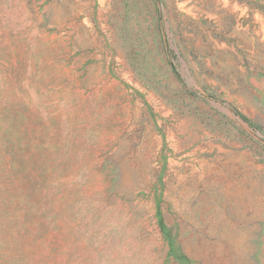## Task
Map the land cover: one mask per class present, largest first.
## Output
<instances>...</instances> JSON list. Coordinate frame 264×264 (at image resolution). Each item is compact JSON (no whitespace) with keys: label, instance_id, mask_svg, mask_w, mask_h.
<instances>
[{"label":"rangeland","instance_id":"obj_1","mask_svg":"<svg viewBox=\"0 0 264 264\" xmlns=\"http://www.w3.org/2000/svg\"><path fill=\"white\" fill-rule=\"evenodd\" d=\"M0 264H264V0H0Z\"/></svg>","mask_w":264,"mask_h":264},{"label":"trees","instance_id":"obj_2","mask_svg":"<svg viewBox=\"0 0 264 264\" xmlns=\"http://www.w3.org/2000/svg\"><path fill=\"white\" fill-rule=\"evenodd\" d=\"M244 119H245V117H244Z\"/></svg>","mask_w":264,"mask_h":264}]
</instances>
